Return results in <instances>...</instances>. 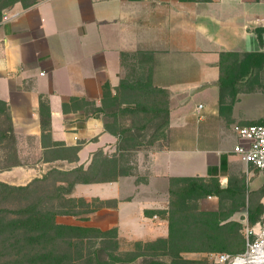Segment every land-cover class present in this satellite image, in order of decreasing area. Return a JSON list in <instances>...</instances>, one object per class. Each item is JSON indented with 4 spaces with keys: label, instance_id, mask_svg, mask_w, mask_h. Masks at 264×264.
Here are the masks:
<instances>
[{
    "label": "crops",
    "instance_id": "1",
    "mask_svg": "<svg viewBox=\"0 0 264 264\" xmlns=\"http://www.w3.org/2000/svg\"><path fill=\"white\" fill-rule=\"evenodd\" d=\"M10 10L18 15L0 22V101L13 132L0 141V182L26 187L52 173L103 166L105 178L78 183L67 197L102 205L91 224L153 240L168 227L146 212L166 209L171 178L226 182L247 165L235 152L234 128L261 120L249 109L254 91L246 85L232 113H221L219 65L224 52L264 53V33L261 41L257 33L264 0H39ZM140 53L149 54L153 85L170 93V118L166 145L151 138L128 172L120 160L122 118L101 109L106 92L107 110L122 99L124 63ZM8 152L14 160L6 168Z\"/></svg>",
    "mask_w": 264,
    "mask_h": 264
},
{
    "label": "rangeland",
    "instance_id": "2",
    "mask_svg": "<svg viewBox=\"0 0 264 264\" xmlns=\"http://www.w3.org/2000/svg\"><path fill=\"white\" fill-rule=\"evenodd\" d=\"M7 1L0 0V8ZM34 1L23 0V3L30 4ZM11 8L3 10L2 21L4 14L11 12ZM142 62L144 61L136 54L130 56L124 63L127 83L135 84L142 79L144 73L142 68L146 67ZM261 71L263 73L257 72L254 75L253 83L243 84L240 89L247 91V85L254 91L249 96L251 99L249 109L256 113V118L261 119L258 123H264V68ZM260 77H263V80L257 85ZM128 93L135 95L136 98L141 97L138 92L128 90ZM140 101L149 104L152 99L144 97ZM120 118L123 125H129L130 128L148 125V129L143 133L140 130L128 133L126 137L129 139L122 145L124 152L120 160L123 162V170L133 172L136 151L146 148L151 138H159L161 146H165L167 128L157 130L160 121L148 123L145 115L127 114ZM3 121L0 118V133L1 130H5ZM10 157L5 159L7 164L12 160ZM217 177L221 187H230L231 191L221 197L187 199L181 207L182 214L175 219L173 238H169L168 221L163 220L169 218V208L177 200L170 194L169 181L166 209L154 220L155 223L166 221L168 232L164 237L153 240L122 238L111 231L113 228L103 230L91 224L88 221L90 213L102 205L96 201L71 202L69 197L50 198L55 191L54 180L39 184L29 191L11 190L6 193L0 189V264H150L152 261H161L164 264H222L219 255H239L234 254V251L241 246L246 237L249 205H255L260 201L263 207L261 201L264 197V176L252 166L246 165L229 174L226 182H223L220 176ZM212 178H206L205 181L210 183ZM183 185L186 184H177L176 188ZM242 187L246 189V196L259 191L263 192V196L260 199L258 194L251 196V203L247 197L246 205L243 206L240 196ZM33 206L36 209L32 212L30 208ZM23 210L26 212L23 213ZM165 211L166 214H163ZM198 213L216 215L201 216ZM214 220H219L221 230L215 229ZM205 222L209 223L208 226L204 224ZM228 222H231V225L225 226ZM237 224L241 225L240 234L237 232L239 229ZM55 225L94 227L104 233L62 229ZM207 250L218 252H205ZM226 264L233 263L228 261Z\"/></svg>",
    "mask_w": 264,
    "mask_h": 264
},
{
    "label": "trees",
    "instance_id": "3",
    "mask_svg": "<svg viewBox=\"0 0 264 264\" xmlns=\"http://www.w3.org/2000/svg\"><path fill=\"white\" fill-rule=\"evenodd\" d=\"M39 0H35L34 2L30 4H24L23 0H8L6 4L0 8V22L3 18V10H5L8 7H13L18 3H22L24 8H29L33 5H35ZM258 37L260 41L262 40V33H264V29H258L257 31ZM141 57L142 65L146 64V67L144 66L143 69V76L142 79H140L135 84L130 83H122V87H124V96H122V99L115 98V100L110 101L108 103L109 109H106V103L109 96L106 92L104 94V105L105 107L101 109V112H104L105 114L111 113L117 119L118 117H122V115L132 114L136 116H146V119L148 123H152L153 121H160L157 130L168 128L169 126V118H170V93L166 89L158 88L153 85L152 82V67L150 63L147 61L149 59L148 53H140L138 54ZM220 112L221 113H228L231 114L233 111V107L235 103L237 102L238 95L240 93L241 86L247 82L248 79L253 78L254 75L262 70L264 68V53L263 52H250L245 54H239L234 52H224L221 54L220 58ZM128 90L139 93L141 97H137L135 95H130L128 93ZM144 97H147L149 99H152V101L149 104L144 103L142 100ZM135 98V100H134ZM137 99V100H136ZM76 100V99H72ZM140 101V102H139ZM127 104V107L123 108L122 104ZM64 110L67 111V107L64 106ZM44 114L43 106H42V116ZM143 114V115H142ZM0 118H2L3 124H5V130H1L0 133V141L1 139L8 137L9 133L13 132V127L11 124L10 116H9V110L6 105V103L0 101ZM49 122H46L45 119L42 120V127L45 128L49 126ZM261 124V123H256ZM254 124V125H256ZM148 129V125L143 124L139 127L135 126L134 128H130L129 126L122 125L119 128L122 138V143L120 145V148L123 150V144L129 139L126 136L128 133L140 130L141 132H144ZM11 156V157H10ZM12 159L10 161L13 162L14 160V154L13 152H10L6 158ZM6 161V160H5ZM105 161L104 159L102 160ZM119 160L115 159L113 160V167L116 169V166L118 164ZM10 163L5 164V167L8 168ZM103 166L100 168V172L96 173H89L83 171V169H76L74 171H71L69 173L63 174V173H52V175L49 178H46L44 180H36L33 183L29 184L26 187H13L10 185H7L5 183L0 182V189H2L4 192H8L11 190H25L29 191L33 187H36L39 185V183L43 182L46 183L50 180H66L67 185L66 186H56L55 185V191L52 195H47L50 198L54 199H61L65 198L68 195H70L73 192V189L76 184L78 183H96L99 182V180H102L106 177L105 172L103 171ZM124 171V170H123ZM114 176V175H113ZM116 176V175H115ZM212 180L210 183H207L205 180L206 178H195V177H174L171 178L170 181V194L177 198L176 201L172 203L170 206V210L168 211L170 213L169 218H164L163 220L168 221L169 223V238H173V227L176 223L175 219L178 215L182 214L181 207L185 204V201L190 198H200V197H207V196H216L221 197L229 193L231 191L230 187L223 188L220 185V180L217 176H212ZM42 183V184H43ZM185 183L186 185H183L179 188H176L177 184ZM240 196L243 200L242 205H246V198L248 197V200L251 203V196L258 194V199L263 196V192H253L251 195L246 196V189L245 187H242L240 189ZM45 198V196H44ZM263 199V198H262ZM71 202H75V200H79L81 202H85V199H73L70 198ZM262 202V201H261ZM35 207H31L30 211H35ZM29 210V209H28ZM163 210H157V211H147L146 214L149 216L153 215H159V213H162ZM263 207L260 204V201L257 202L255 205H249L248 210V227L252 228L255 227L260 221L263 216ZM26 210H23V213H25ZM167 212V213H168ZM163 214H166V211L163 212ZM199 215H210L215 216V213H198ZM199 224V223H198ZM209 224V223H204ZM213 224L216 226L215 229H220L222 226L219 224V220H214ZM231 225V222H228L227 225ZM57 228H69L71 230H77L82 232H96V233H104L99 228L94 227H82V226H65V225H55ZM208 226V225H207ZM237 232L240 234L241 225L237 224ZM112 232H116L117 235L118 229L113 228L111 229ZM240 236V235H239ZM247 250L246 245V237L243 239L241 246L234 251V254H244ZM205 252H218V251H211L207 250ZM230 256L232 259L239 256ZM150 264H164L161 261H152Z\"/></svg>",
    "mask_w": 264,
    "mask_h": 264
},
{
    "label": "built area",
    "instance_id": "4",
    "mask_svg": "<svg viewBox=\"0 0 264 264\" xmlns=\"http://www.w3.org/2000/svg\"><path fill=\"white\" fill-rule=\"evenodd\" d=\"M18 13L7 12L4 14V21L15 18ZM199 108H202L200 106ZM235 133L238 136L239 144L235 152L243 162L258 170L264 176V123L250 126H235ZM264 207V197L262 199ZM247 250L235 258L229 255H219V261L226 264L232 261L240 264H264V213L261 221L255 227L246 228Z\"/></svg>",
    "mask_w": 264,
    "mask_h": 264
},
{
    "label": "bare ground",
    "instance_id": "5",
    "mask_svg": "<svg viewBox=\"0 0 264 264\" xmlns=\"http://www.w3.org/2000/svg\"><path fill=\"white\" fill-rule=\"evenodd\" d=\"M236 264H240V263L237 262Z\"/></svg>",
    "mask_w": 264,
    "mask_h": 264
}]
</instances>
